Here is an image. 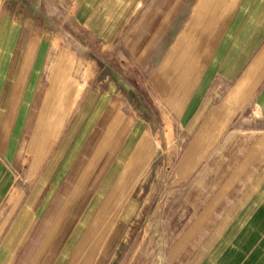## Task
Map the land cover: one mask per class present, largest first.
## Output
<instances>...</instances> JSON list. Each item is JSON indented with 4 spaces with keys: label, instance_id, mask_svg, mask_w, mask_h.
Wrapping results in <instances>:
<instances>
[{
    "label": "crops",
    "instance_id": "crops-1",
    "mask_svg": "<svg viewBox=\"0 0 264 264\" xmlns=\"http://www.w3.org/2000/svg\"><path fill=\"white\" fill-rule=\"evenodd\" d=\"M26 1L0 53V264H103L137 203L115 264L143 234V264H264V0Z\"/></svg>",
    "mask_w": 264,
    "mask_h": 264
},
{
    "label": "rangeland",
    "instance_id": "rangeland-1",
    "mask_svg": "<svg viewBox=\"0 0 264 264\" xmlns=\"http://www.w3.org/2000/svg\"><path fill=\"white\" fill-rule=\"evenodd\" d=\"M6 1L7 0H0V53L4 52L6 49L5 48L6 44L3 43L5 36L7 34H11V33H12L11 35H13L14 32L16 31L14 23L15 24L16 23L21 24L22 22H24L25 25L31 24L30 22H28L30 20V17H31L30 6L28 3H26L28 1L23 0V3H25V4H24L22 14H21V7H20L21 5L16 4V2L14 0L13 1L8 0V5H7ZM24 19H28V21H25ZM33 29L38 30L40 32H43V30L40 29V27H35ZM109 201L110 200L108 199V201L105 204V206L107 208H109V205H110ZM133 210L136 211V214H135L134 218L131 216L130 222L125 223V221L121 220L119 223L118 221H116V224L113 226L112 230L110 231L111 233L109 235H107L106 237H104L103 250L106 252H103V256L101 258V263H103V264H115L114 261L116 260L117 256L121 255V252L125 249L124 248L125 245L130 242V239L132 238V233L134 234V232L137 228V225L140 221V219H138V218L140 217V215L143 214L144 204L137 203L136 206H134V208L132 209V211ZM85 222L86 221H84V224H85ZM59 233H62V230L58 231L56 229V234H54V236L52 238H50V241L54 240V241H56V244H58L61 240L66 238V235H65V237L57 235ZM136 237H138V236H136ZM73 238L74 237H72V239ZM85 239H86V237H85ZM85 239H84L83 244L86 243ZM73 240L71 241V243L73 242ZM149 240H150V236H147L145 241H144V234L138 237V239L136 241V247H135L137 249L135 252L136 256L134 257V260H132V262H131L132 264H143L142 259L140 258V256H138L137 253L139 252L138 251L139 249H141V251H142L145 247H147L149 245ZM53 254L56 255V259H55L54 264H65V259H66L65 257L68 255L67 253L63 257V254L60 255L58 251H56L54 253L52 252L50 259H51ZM99 256H100V254H99ZM92 260H91L90 264H96L95 261L94 260L92 261Z\"/></svg>",
    "mask_w": 264,
    "mask_h": 264
}]
</instances>
